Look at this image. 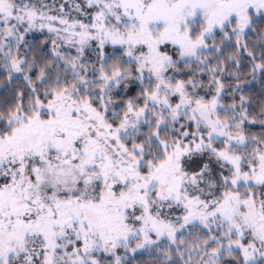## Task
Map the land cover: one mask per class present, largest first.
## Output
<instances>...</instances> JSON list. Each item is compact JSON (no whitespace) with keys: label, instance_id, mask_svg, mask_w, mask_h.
Returning <instances> with one entry per match:
<instances>
[{"label":"snow or ice","instance_id":"1","mask_svg":"<svg viewBox=\"0 0 264 264\" xmlns=\"http://www.w3.org/2000/svg\"><path fill=\"white\" fill-rule=\"evenodd\" d=\"M0 264H264V0H0Z\"/></svg>","mask_w":264,"mask_h":264}]
</instances>
